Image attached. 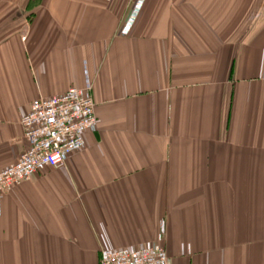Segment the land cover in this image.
I'll list each match as a JSON object with an SVG mask.
<instances>
[{
    "label": "crops",
    "instance_id": "crops-1",
    "mask_svg": "<svg viewBox=\"0 0 264 264\" xmlns=\"http://www.w3.org/2000/svg\"><path fill=\"white\" fill-rule=\"evenodd\" d=\"M138 1L0 0V169L35 98L90 82L98 118L4 195L0 264H264V0Z\"/></svg>",
    "mask_w": 264,
    "mask_h": 264
},
{
    "label": "built area",
    "instance_id": "built-area-1",
    "mask_svg": "<svg viewBox=\"0 0 264 264\" xmlns=\"http://www.w3.org/2000/svg\"><path fill=\"white\" fill-rule=\"evenodd\" d=\"M142 1L139 0L138 3ZM136 14V11H135ZM129 21L122 33H129ZM90 82L67 91L35 98L21 124L27 146L14 162L0 169V203L4 195L48 167L61 168L74 153L86 148V135L96 131L98 118ZM100 264H172L160 242L107 248Z\"/></svg>",
    "mask_w": 264,
    "mask_h": 264
}]
</instances>
